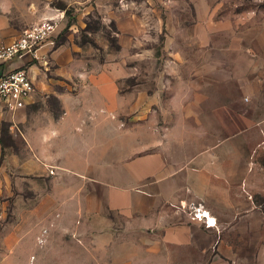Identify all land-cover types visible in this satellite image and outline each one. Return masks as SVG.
Instances as JSON below:
<instances>
[{
    "label": "rangeland",
    "instance_id": "rangeland-1",
    "mask_svg": "<svg viewBox=\"0 0 264 264\" xmlns=\"http://www.w3.org/2000/svg\"><path fill=\"white\" fill-rule=\"evenodd\" d=\"M50 17L59 19L55 33L26 64L37 86L32 103L0 110V263L157 264L158 252L121 249L126 236L110 233L120 223L108 187L69 170L73 150L47 152L55 136L47 128L63 116L64 101L102 99L117 106L119 133L136 146L147 133L159 141L180 132L174 142L184 158L216 143L207 135L221 128L216 106L232 102L247 117L242 137L232 139L244 177L232 196L253 202L263 229L226 235L246 258L211 264H264V0H0V41ZM110 158L90 172L110 180Z\"/></svg>",
    "mask_w": 264,
    "mask_h": 264
},
{
    "label": "crops",
    "instance_id": "crops-1",
    "mask_svg": "<svg viewBox=\"0 0 264 264\" xmlns=\"http://www.w3.org/2000/svg\"><path fill=\"white\" fill-rule=\"evenodd\" d=\"M230 103L213 111L221 128L219 132L207 131V135L216 143L184 158L174 142L182 137L180 132L159 141L147 133L139 147L126 133H119V120L112 118L117 111L112 100L91 101L86 106L81 100L64 101L63 116L47 128L55 133L47 139V152L71 148L69 170L79 172L85 181L108 187V203L120 223L117 228L112 221L110 233L126 236V248L121 249L135 251L141 246L144 251L158 252L157 264H211L222 255L241 262L246 256L235 255L239 248L227 241L226 235L262 231L263 215L243 194L235 191L232 196V189L244 181L236 173L241 161L232 139L242 137L249 120ZM81 107L84 109H77ZM80 114H86V120ZM102 130L110 135H100ZM198 133L197 129L190 131L189 137L198 139ZM38 152L42 153L40 148ZM107 153L111 155L110 180L90 172L99 168ZM248 169L244 167L245 172ZM197 209L206 211L216 224L206 226V219L198 220L194 216ZM253 219L256 226H240L241 221L252 223ZM103 235L96 238L101 250L106 249L101 241L107 234Z\"/></svg>",
    "mask_w": 264,
    "mask_h": 264
},
{
    "label": "built area",
    "instance_id": "built-area-1",
    "mask_svg": "<svg viewBox=\"0 0 264 264\" xmlns=\"http://www.w3.org/2000/svg\"><path fill=\"white\" fill-rule=\"evenodd\" d=\"M59 19L50 17L34 24L11 42L0 41V110L15 112L32 103L37 86L26 64L40 59L44 48L55 33ZM15 61H23L15 65ZM195 212L198 220L206 219V226L215 225L209 221L206 211L201 215Z\"/></svg>",
    "mask_w": 264,
    "mask_h": 264
},
{
    "label": "bare ground",
    "instance_id": "bare-ground-1",
    "mask_svg": "<svg viewBox=\"0 0 264 264\" xmlns=\"http://www.w3.org/2000/svg\"><path fill=\"white\" fill-rule=\"evenodd\" d=\"M202 210V209H201ZM201 213V215H203V212H200ZM206 214L209 216V214L206 212ZM209 221L211 222V223H213V224H215L216 223V221H215V219L214 218H211L210 216H209Z\"/></svg>",
    "mask_w": 264,
    "mask_h": 264
}]
</instances>
